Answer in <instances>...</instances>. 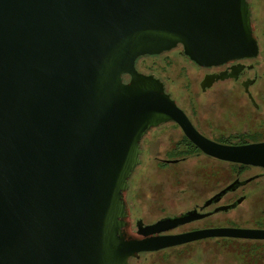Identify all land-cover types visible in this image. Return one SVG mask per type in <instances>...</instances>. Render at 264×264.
Returning <instances> with one entry per match:
<instances>
[{
  "label": "water",
  "instance_id": "water-1",
  "mask_svg": "<svg viewBox=\"0 0 264 264\" xmlns=\"http://www.w3.org/2000/svg\"><path fill=\"white\" fill-rule=\"evenodd\" d=\"M176 46L201 66L256 57L250 2L0 0V264H128L204 236L264 238L232 227L126 236L123 194L149 128L174 121L204 153L264 166V142L207 139L137 70L138 57Z\"/></svg>",
  "mask_w": 264,
  "mask_h": 264
},
{
  "label": "flooded vegetation",
  "instance_id": "flooded-vegetation-1",
  "mask_svg": "<svg viewBox=\"0 0 264 264\" xmlns=\"http://www.w3.org/2000/svg\"><path fill=\"white\" fill-rule=\"evenodd\" d=\"M257 42L259 52L256 57L231 60L219 65H198L183 53L181 46H176L160 54L140 56L136 59L135 66L138 71L152 74L163 83L165 92L184 112L193 128L207 139L226 145L264 142V129H258L257 126V123L263 125L264 122H253L252 126L259 131L248 129L243 132L229 131L230 129L219 124L220 117L228 119L232 116L236 120V100L239 101L240 97L253 109L259 108L252 93L253 86L261 75L256 67V61L261 56L259 39ZM171 52L179 56L183 63L180 72L188 78L181 90L177 86L170 87L162 75L140 66V61L144 58L159 57ZM236 65H241L237 71ZM123 78L128 81L129 75L123 74ZM223 99L229 102V106H234L227 113L221 107ZM248 118L253 119L247 114L245 119ZM147 141L150 148H162L151 157L157 172L162 173L170 170L169 166L200 156L216 163L218 169L211 174L207 171L198 172L202 176L191 177L188 187L180 188L179 193L176 187L169 188L166 179L158 175H139V190H133V173H137L143 163ZM140 148V163L128 178V188L123 194L126 203L124 231L128 238L143 240L224 227L264 229V207L254 209L252 195L256 186H250L264 178V166L208 155L174 121L162 122L149 128L140 140ZM225 165L229 166V175H224ZM147 178L153 179L155 185L149 184ZM186 214H189V219L173 227L156 232L147 230V226L159 220L179 218ZM225 244H234V247ZM212 248H228L231 257ZM128 264H264V238L204 236L140 251L128 258Z\"/></svg>",
  "mask_w": 264,
  "mask_h": 264
},
{
  "label": "rangeland",
  "instance_id": "rangeland-1",
  "mask_svg": "<svg viewBox=\"0 0 264 264\" xmlns=\"http://www.w3.org/2000/svg\"><path fill=\"white\" fill-rule=\"evenodd\" d=\"M251 8H252V24L254 35L259 39L261 44V56L256 61V67H258V72L260 77L256 84L252 87V93L255 97V101L259 104V108L257 110L253 109L244 99L236 100V120L230 116L228 119H223L219 121V124L224 125L225 129H230L229 131H247L248 129H264V124L261 125L257 123L258 129L255 126H252L253 122L256 120L260 122H264V0H250ZM182 61L180 60L177 53H169L166 55H162L159 57H149L144 58L140 61V66L142 69L157 73L166 78V81L170 85V87L177 86L178 89H182V86L185 82L188 81V78L182 76L180 72V67L182 65ZM245 97V96H244ZM228 101L223 99L221 103V107L227 113L229 110L234 108L233 105H228ZM233 104V103H232ZM218 115L219 113L216 112ZM249 114L253 119H245L246 115ZM228 132V131H227ZM146 153L143 157V163L137 170V173H133V190H139V175H158L161 178L166 179V185L170 188L176 187L177 193H179L180 188H187L188 183L190 182V178L194 176L200 178L202 175H198V172L207 171L208 173H212L218 169V165L213 161L207 159L206 157H193L191 160H186L178 165L169 166L170 170L164 171L162 173L157 172L156 165L151 161V157L157 154L158 150L162 148H150L148 141L145 144ZM230 169L228 165H225L224 175H229ZM146 176V177H147ZM149 184L155 185L153 179L147 178L146 180ZM264 178L259 180L258 182H253L250 186H256V191L254 195H252L254 201V209H260L264 207ZM262 182V183H261ZM142 190V187L141 189ZM182 197V196H180ZM181 204V203H180ZM210 245H213L210 243ZM215 245V244H214ZM230 247H234V244H225ZM224 245V246H225ZM214 251L221 252L226 257H231L230 250L228 248H223L216 250L212 248Z\"/></svg>",
  "mask_w": 264,
  "mask_h": 264
}]
</instances>
